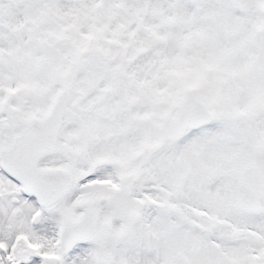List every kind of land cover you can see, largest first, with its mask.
Returning <instances> with one entry per match:
<instances>
[{
    "label": "snow or ice",
    "instance_id": "obj_1",
    "mask_svg": "<svg viewBox=\"0 0 264 264\" xmlns=\"http://www.w3.org/2000/svg\"><path fill=\"white\" fill-rule=\"evenodd\" d=\"M0 264H264V0H0Z\"/></svg>",
    "mask_w": 264,
    "mask_h": 264
}]
</instances>
